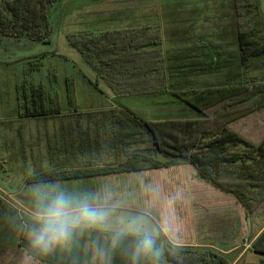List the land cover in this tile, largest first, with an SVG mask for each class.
Wrapping results in <instances>:
<instances>
[{
  "label": "trees",
  "instance_id": "1",
  "mask_svg": "<svg viewBox=\"0 0 264 264\" xmlns=\"http://www.w3.org/2000/svg\"><path fill=\"white\" fill-rule=\"evenodd\" d=\"M58 1L12 0L4 5V0H0V28L5 31L12 25V29L24 32L32 26L40 29L42 26L46 30L50 26L48 9ZM227 4L225 11L231 10L232 18L227 20L229 14L222 13L219 31L211 33L207 29L199 30L203 20L168 19L172 15L198 13L195 9L185 11V2L181 1L176 8L166 10L163 18L151 24L109 27L68 35L69 44L80 52L115 97L170 95L187 104L198 117L193 119L195 122H141L154 146V153L162 155V160L153 152L131 154L124 163L115 167L60 171L35 177L29 183L190 164L200 179L234 196L241 204L245 210L244 220L249 224L250 238L254 239L252 251L264 257V138L259 144H254L231 129L236 121L264 109V88L261 87L264 82L251 83L242 73L226 78L221 74L215 82L199 83L196 79L201 72H217L226 67L245 70L251 59L264 55V40L258 38L256 27L249 18L252 4L248 0H228ZM228 22L229 25L226 24ZM229 44L238 46L236 52L230 53L237 55L236 59H226L225 52L221 50L222 46ZM67 87L70 88L69 82ZM45 92L41 85L28 90L24 83L21 98L26 110H61L59 98H42L46 96ZM236 96L239 98H233ZM221 101L220 113L212 119L205 109ZM204 119L207 121L202 122ZM194 132L199 133L198 138ZM181 134L185 136L180 138ZM238 145L244 147L242 152L232 150L231 147ZM259 217H263V222L257 227ZM15 218L12 210L0 199V250L7 243L14 242L11 228L15 226ZM20 247L22 244L19 242L17 248ZM164 249L165 260L169 264H233L228 255L219 254L212 248L175 246L166 242ZM29 255L32 256L30 252ZM160 264H165L161 258Z\"/></svg>",
  "mask_w": 264,
  "mask_h": 264
},
{
  "label": "crops",
  "instance_id": "2",
  "mask_svg": "<svg viewBox=\"0 0 264 264\" xmlns=\"http://www.w3.org/2000/svg\"><path fill=\"white\" fill-rule=\"evenodd\" d=\"M157 1L139 0L137 6L150 8L156 6ZM163 2L168 8L171 5H168L166 0ZM157 15L142 16L138 22L141 23L142 18L144 23L141 24L155 22L163 16ZM155 16L157 19L150 18ZM116 19L120 18L115 16L114 20ZM100 22L101 20L95 22L96 27L91 30H96ZM153 96L154 98H150L153 106V112L149 114L150 121L141 118L126 105L115 103V98H108L110 103L106 106L101 105L90 110L63 108L42 112L25 110L19 113L18 117L26 120L23 132H17L15 127L8 128L10 130L7 131V135L9 134L10 138L8 143L5 140L7 149L17 151L18 144H23L25 151H29V160L27 158L26 163L29 166V175L19 181H6L8 185L0 186V194L15 193L17 197L27 200L29 227L35 208L32 191L35 185H55L67 192L91 194L98 206L110 212L106 228L96 231L91 229L78 235L68 248H57L47 255H40L29 245L31 251L40 256L42 264H93L95 251L93 242L98 241L108 248L111 232L132 218L138 219L154 236L161 234L164 237L163 246L158 245L163 262L166 242L175 246L212 248L228 255L233 264L238 263L242 257L233 254L240 247L243 237L245 239L246 236H250L249 224L246 221L244 236L242 233L244 212L241 204L234 196L215 189L200 179L197 170L190 164L29 183L35 177L52 175L60 171L115 167L124 163L131 154L145 155L153 152L158 159H164L162 155L154 153V146L141 122L158 123L170 120L187 122L198 115L178 98L170 95ZM17 99L19 102L21 98ZM59 101L62 104L61 98ZM68 101L75 104L76 98H68ZM164 107H168L170 111H163ZM258 112L262 113L264 109ZM231 129L254 144H259L264 138V132H255L254 129L246 131L236 127ZM15 134H20V138ZM15 168L17 167L13 168V172ZM218 217L224 221L221 228H218L222 231H227V222L237 224V241H224L219 244L203 238L204 235L213 233L210 226L214 220L212 218ZM126 247L127 242L121 248L109 249L111 264H130V257L124 250Z\"/></svg>",
  "mask_w": 264,
  "mask_h": 264
},
{
  "label": "rangeland",
  "instance_id": "3",
  "mask_svg": "<svg viewBox=\"0 0 264 264\" xmlns=\"http://www.w3.org/2000/svg\"><path fill=\"white\" fill-rule=\"evenodd\" d=\"M12 0H4V5ZM139 0H59L48 9L49 25L41 29L32 26L28 31H19L18 28L12 29L8 27L5 31L0 28V186L5 187L6 181H19L21 178L29 175V151H25L23 144H18L17 151H9L6 143L10 138L7 131L11 127L17 128V132L21 133L26 122L23 118H18L19 113L26 110L24 99L22 97V87L26 84L28 90L32 86L41 85L45 89L46 96L42 98H61V108L64 110H90L101 105L110 103L108 98H115L117 104L126 105L141 118L150 121V113L153 112L152 101L150 98L154 96H126L115 97L108 85L101 80L97 73L83 59L78 50L72 47L68 42V35L76 33H85L96 27L95 22L99 23L102 29L109 27H132L135 25H145L138 22L142 16L149 14H158L160 17L166 10L176 8L180 1L185 2V11H192L189 15H172L168 17L170 20L180 18L197 19L202 21L199 30H208L209 33L219 31L222 23L221 14H229L227 20L231 19V10L225 11L228 0H166L171 4L169 8L164 6V0H158L156 6L150 8H138ZM251 4L250 20L254 23L258 38L264 40V0H248ZM206 2V4H205ZM167 5V4H166ZM195 12V13H194ZM227 12V13H226ZM6 14L8 12H5ZM201 13V14H200ZM192 14H196L195 17ZM120 19L114 20V17ZM125 16V17H123ZM123 17V18H122ZM127 17V18H126ZM111 18V19H110ZM151 19H157L155 16ZM163 18V16H162ZM108 19V20H107ZM161 19V18H160ZM167 20V17L165 18ZM113 20V21H111ZM147 22V21H146ZM165 21H163L164 24ZM152 22L146 23L151 24ZM227 25L230 22L226 23ZM42 25V23H40ZM111 25V26H110ZM165 25V24H164ZM98 26V25H97ZM108 26V27H107ZM162 27V26H161ZM8 29V30H7ZM222 29V28H221ZM7 33V34H6ZM164 33V32H163ZM216 33V32H215ZM3 34H6L4 36ZM9 34V35H8ZM237 44H229L221 47L225 52L226 59H236L237 55H231L236 52ZM229 53V54H228ZM36 57V58H35ZM33 58V59H32ZM35 58V59H34ZM190 60L186 62L189 63ZM245 70L239 68L233 69L226 67L209 72H201L196 75L199 83L215 82L218 78L245 74L252 82H264V55L255 59H251ZM237 77V76H236ZM67 82L70 88L67 87ZM96 85L98 88H96ZM262 89L264 86H261ZM17 89V91H16ZM69 91V93H68ZM18 98L19 102H18ZM68 98H76L75 104L68 101ZM165 98H170L165 96ZM239 98V97H233ZM222 101L205 109L209 116L213 119L217 113H220ZM78 107V108H77ZM74 108V109H73ZM163 111L169 112L168 107L162 108ZM207 119L202 120V122ZM183 123L181 121H178ZM187 122H195L187 121ZM199 122V121H198ZM217 127V126H215ZM231 127L239 128L243 131L254 129L255 132H264V112H256L249 117L238 120ZM214 133V132H213ZM17 135V134H15ZM188 135V134H187ZM195 137L199 133L194 132ZM20 138V134L17 135ZM185 135H179L183 138ZM198 138V137H196ZM195 138V139H196ZM191 138H187L190 140ZM3 140V141H2ZM6 140V143H5ZM3 143V144H2ZM20 143V141H19ZM14 146V145H13ZM11 147V145H9ZM240 152L244 147L241 145L231 147ZM13 156V157H12ZM15 162L10 164V162ZM29 164V163H28ZM17 167L14 169L13 168ZM16 172V174H15ZM17 194L1 195L0 199L15 214L11 228L14 242L7 243L0 250V264H42L39 255H35L29 250V241L26 238L29 228V204L26 199L19 198ZM243 208V207H242ZM28 209V210H27ZM243 212H245L243 208ZM263 217H259L258 225L262 224ZM214 219L211 223L213 233L204 235L207 241L218 242L237 241L238 228L237 224L227 222V231H222V218ZM245 220L243 214L242 233L245 234ZM230 227V228H229ZM96 231V229H94ZM99 230V229H98ZM158 245L164 244V237L156 234ZM253 235V234H252ZM251 236L243 237L240 247L233 253L236 256L242 255L236 264H264V257L255 254L252 251ZM246 238L248 240H246ZM248 241V242H247ZM22 247L17 248L18 243ZM251 243V244H250ZM29 252L32 256L29 255ZM218 252V251H217ZM220 254V252H218ZM33 254L35 256H33ZM222 254V253H221ZM233 255V256H234ZM28 257H32L31 260ZM165 264H169L165 259ZM233 262V261H232Z\"/></svg>",
  "mask_w": 264,
  "mask_h": 264
},
{
  "label": "clouds",
  "instance_id": "4",
  "mask_svg": "<svg viewBox=\"0 0 264 264\" xmlns=\"http://www.w3.org/2000/svg\"><path fill=\"white\" fill-rule=\"evenodd\" d=\"M32 191L35 208L26 238L30 248L40 255L68 248L78 235L108 225L110 212L98 206L91 194H75L55 185H35ZM126 242L124 250L130 264H160L162 252L156 236L136 218L111 232L108 248L93 242V264H111L109 249L121 248Z\"/></svg>",
  "mask_w": 264,
  "mask_h": 264
}]
</instances>
